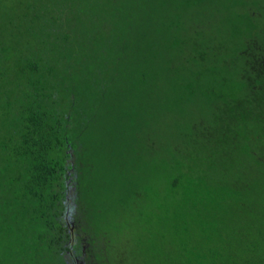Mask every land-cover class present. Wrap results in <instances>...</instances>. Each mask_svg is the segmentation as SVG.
<instances>
[{"label": "trees", "instance_id": "16d2710c", "mask_svg": "<svg viewBox=\"0 0 264 264\" xmlns=\"http://www.w3.org/2000/svg\"><path fill=\"white\" fill-rule=\"evenodd\" d=\"M213 1L0 0V264H63L72 212L92 264H264V3L222 41Z\"/></svg>", "mask_w": 264, "mask_h": 264}, {"label": "rangeland", "instance_id": "374dc122", "mask_svg": "<svg viewBox=\"0 0 264 264\" xmlns=\"http://www.w3.org/2000/svg\"><path fill=\"white\" fill-rule=\"evenodd\" d=\"M261 2L264 3V0H260ZM241 0L238 1L237 4H234V0H230L228 3L227 0H215L213 2H208L204 6V8L201 9L200 13V18L199 20L196 19L195 14H192L191 17H184L183 22L186 25H193L195 28H200V32H203L207 36H211L217 40H222L224 41L225 39H230L231 36L233 35V31H237L241 27V22L238 18H235V16L238 14L237 11L243 12L244 13L247 11L245 6L247 5L250 8V14L254 16H258L259 18V23L264 24V8H258L253 2H247V4L244 6V8H235ZM244 2V0H242ZM197 8V7H196ZM184 28V27H183ZM185 33V36L188 35L186 30H183L182 34ZM191 34V33H190ZM151 39V38H150ZM149 39V40H150ZM148 40V41H149ZM147 41V42H148ZM190 48H184L181 54H177L174 56V58L178 59L175 60L174 63L172 64L174 68H179L180 65L187 64L186 60L190 56L189 54ZM167 57H172V56H167ZM191 68L188 69H182L181 75L185 76L187 74H191V72L196 71L198 69V66L196 64L191 63ZM162 96L161 94L154 95L153 102L157 103V106L152 108L149 112H142L144 115V118L147 119L148 123V128L146 130V137L150 139V143L152 141V137L148 134H152L153 138H158V134H164L167 135L168 131L170 130V127L176 126L178 121L185 120L182 115L175 113L173 116L170 115L166 110L161 108V101H162ZM179 105L181 109L186 107L182 101L179 102ZM190 108L189 106H187ZM128 114L126 117H123V119L128 120L129 119ZM135 116L136 113L134 114ZM194 118V115L192 116ZM150 158V157H148ZM71 178L69 179L70 182ZM69 193L70 190L72 191L70 195H75L76 187L75 184L72 182L71 185H69ZM71 217L74 216V213L72 212L70 214ZM78 220V218H74ZM84 223V222H83ZM99 224H104L102 221L98 222ZM78 225V222H76ZM89 225V224H88ZM86 226L87 229L82 230L84 235V239L82 237V241H84L88 244L90 241V237L94 234L90 230V226ZM84 224H82L81 227H83ZM80 241V239H79ZM87 250L89 253H92L89 245H87ZM77 255H81L78 253ZM95 259H89V263L94 262Z\"/></svg>", "mask_w": 264, "mask_h": 264}, {"label": "flooded vegetation", "instance_id": "af4514ba", "mask_svg": "<svg viewBox=\"0 0 264 264\" xmlns=\"http://www.w3.org/2000/svg\"><path fill=\"white\" fill-rule=\"evenodd\" d=\"M69 213H70V211L68 212V214ZM69 217H71V216L67 215L66 221H67L68 226L71 229V235L73 237L66 242L67 249L63 251V253H64V256H63L64 257V259H63L64 263L63 264H92L93 262L89 263L88 261H89V259H95L96 255H94V253L88 252V250H87L88 244L86 242L84 244V241H81V247L74 246V242L77 240L76 239V235H77L76 231H78L79 226H77L74 221L70 220ZM78 235H82V233H78ZM83 239H84V237H83ZM80 248H81V252H80L81 255H77L78 254L77 249H80Z\"/></svg>", "mask_w": 264, "mask_h": 264}]
</instances>
